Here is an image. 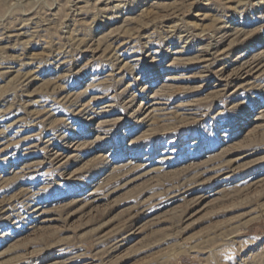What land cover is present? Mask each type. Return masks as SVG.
<instances>
[{
  "label": "rangeland",
  "instance_id": "1",
  "mask_svg": "<svg viewBox=\"0 0 264 264\" xmlns=\"http://www.w3.org/2000/svg\"><path fill=\"white\" fill-rule=\"evenodd\" d=\"M0 264H264V0H0Z\"/></svg>",
  "mask_w": 264,
  "mask_h": 264
},
{
  "label": "bare ground",
  "instance_id": "2",
  "mask_svg": "<svg viewBox=\"0 0 264 264\" xmlns=\"http://www.w3.org/2000/svg\"><path fill=\"white\" fill-rule=\"evenodd\" d=\"M156 106V105H155ZM222 169V168H221Z\"/></svg>",
  "mask_w": 264,
  "mask_h": 264
}]
</instances>
